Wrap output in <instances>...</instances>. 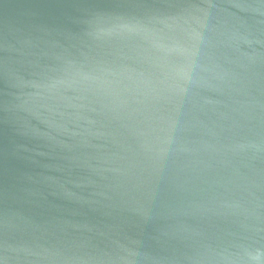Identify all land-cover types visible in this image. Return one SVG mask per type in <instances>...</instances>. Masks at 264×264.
I'll return each instance as SVG.
<instances>
[{
	"label": "water",
	"instance_id": "1",
	"mask_svg": "<svg viewBox=\"0 0 264 264\" xmlns=\"http://www.w3.org/2000/svg\"><path fill=\"white\" fill-rule=\"evenodd\" d=\"M0 264H264V0H0Z\"/></svg>",
	"mask_w": 264,
	"mask_h": 264
}]
</instances>
